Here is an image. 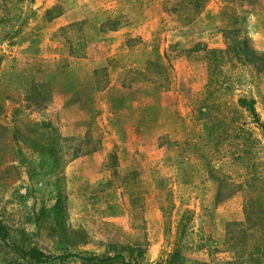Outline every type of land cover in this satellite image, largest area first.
<instances>
[{
  "label": "rangeland",
  "instance_id": "rangeland-1",
  "mask_svg": "<svg viewBox=\"0 0 264 264\" xmlns=\"http://www.w3.org/2000/svg\"><path fill=\"white\" fill-rule=\"evenodd\" d=\"M165 1L0 0V264H264V0Z\"/></svg>",
  "mask_w": 264,
  "mask_h": 264
},
{
  "label": "trees",
  "instance_id": "trees-1",
  "mask_svg": "<svg viewBox=\"0 0 264 264\" xmlns=\"http://www.w3.org/2000/svg\"><path fill=\"white\" fill-rule=\"evenodd\" d=\"M133 1L140 2V0H125V2H127V3H131ZM207 1L208 0H171V1L166 0L165 4H164V10L167 11V13L173 14V15L174 14L175 15H185L186 18H188V21H190V20L194 19V17L203 10L205 3ZM116 2H117V0H116ZM2 4H6V2H4ZM12 5H13L12 7L4 5L3 9L7 11L10 8H13V13L11 15L10 20L19 21L20 20V13L18 11L17 5H15V4H12ZM48 12H50V11L48 10ZM227 42H228V40H227ZM227 45H228L227 49L229 52L233 53L234 55L238 54V50L236 51V49H234L236 46L235 43L232 44V42H231V45L230 44H227ZM150 47H151V53H154V54L151 58L146 60V62L144 63V69L137 71L138 75L145 76L144 75L145 73L143 71L146 72V69L150 66L154 67L159 72L165 71V68L162 67V65H163L162 61H161L162 56L157 52V46L152 44V45H150ZM231 47H233V49ZM127 52H130V51H127ZM212 52L213 53H219V54L223 53L221 51H216V50H213ZM248 54H249V57L256 58V55L253 53V51L250 50L248 52ZM72 55L76 58L82 57V55L79 53V49H73ZM243 60H244L243 62L251 61L249 58H248V60L247 59H243ZM240 64H242V63H240ZM130 72H134V71L130 70ZM125 85H126V83L123 84V86H125ZM127 86H129V85H127ZM97 87H99V86H97ZM238 104L242 108L246 109L249 112L253 121L258 125V127L260 128V130L262 131V133L264 135V123L261 122L258 118V114H257V112L255 110V106H254V104H255L254 100L240 97L238 99ZM8 235L9 234H8L6 227L2 223H0V237H1V239L5 241L8 238ZM12 246H13V249L15 250V252H17L21 258H28V259L36 262V263H39V264L47 263L49 261L56 260V259H59L62 261L65 258H69V257L78 258L82 262V264H114V260H118V259H120L123 264H139L137 261L132 260V258L134 257L135 253L138 255L142 254V251L136 250L132 246L121 247L120 251L118 253H115L114 255H107V256L104 255L101 257L97 256V255H91V256L86 257V256L75 254V253L66 254V255H52V254L46 253V252H44L41 249L36 248V247H32L28 250H24V249H22L16 245H12ZM122 251L127 252V257H125L121 253ZM172 257L173 258L176 257V251ZM172 257H171V260L169 261L168 264H172Z\"/></svg>",
  "mask_w": 264,
  "mask_h": 264
}]
</instances>
